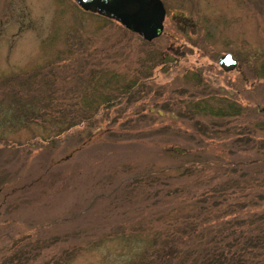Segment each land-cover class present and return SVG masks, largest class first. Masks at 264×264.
<instances>
[{"label":"rangeland","instance_id":"374dc122","mask_svg":"<svg viewBox=\"0 0 264 264\" xmlns=\"http://www.w3.org/2000/svg\"><path fill=\"white\" fill-rule=\"evenodd\" d=\"M162 1L0 0V264H264V0Z\"/></svg>","mask_w":264,"mask_h":264},{"label":"water","instance_id":"95a60500","mask_svg":"<svg viewBox=\"0 0 264 264\" xmlns=\"http://www.w3.org/2000/svg\"><path fill=\"white\" fill-rule=\"evenodd\" d=\"M83 9L117 19L130 31L152 40L163 31L166 7L162 0H75ZM131 3V6H128ZM218 63L223 69L237 66V58L230 52L222 53Z\"/></svg>","mask_w":264,"mask_h":264},{"label":"trees","instance_id":"16d2710c","mask_svg":"<svg viewBox=\"0 0 264 264\" xmlns=\"http://www.w3.org/2000/svg\"><path fill=\"white\" fill-rule=\"evenodd\" d=\"M104 17H106V16H104ZM144 40H146V39H144ZM146 41H151V40H146ZM160 57L166 58V57H168V54H165V52H164L160 55ZM263 69H264V67L262 66L260 68V71H262ZM134 86H135V83H130V85H127L126 87L124 86L125 88L123 87L124 89L123 88L122 89L127 90V93H132V92H134L133 91ZM105 100L109 101V98H106ZM207 105H208L207 101L204 100V102H202L199 100V101H196L194 103L193 107H189L188 110L192 114L193 113H210V114H213L216 116H221V117H224L227 115H233V114L240 112V104L234 100L229 101L227 107H218V108L213 109L212 107H209ZM215 162L219 163V165H221L222 167L225 166L227 168H232V169H234L237 165L240 166L241 164H247V163H249L248 165H252L253 163H255V161H251V160L250 161H242V163H239L240 162L239 160H232V159H226L225 160V158H223V157H221L219 160L217 159V161H215ZM256 162L261 163L260 161H256ZM192 163L193 162H190V164H192ZM189 166H191V165L186 166V168L189 169ZM174 167L175 168H182V167H184V164H178V165H175ZM141 175H143V173H141ZM263 182H264V179H263ZM170 249L173 250L172 247H170ZM206 254H208V252ZM210 259H211V257L205 256L204 262L210 261Z\"/></svg>","mask_w":264,"mask_h":264},{"label":"flooded vegetation","instance_id":"af4514ba","mask_svg":"<svg viewBox=\"0 0 264 264\" xmlns=\"http://www.w3.org/2000/svg\"><path fill=\"white\" fill-rule=\"evenodd\" d=\"M77 3V2H76ZM165 5V4H164ZM128 6H131V3H128ZM90 11V10H89ZM96 13H98V12H96ZM98 14H100V13H98ZM100 15H103V14H100ZM165 15H166V13H165ZM103 16H106V15H103ZM107 17V16H106ZM110 18V17H109ZM112 19H115V18H112ZM164 19H165V17H164ZM115 20H117V19H115ZM118 21V20H117ZM119 22V21H118ZM120 23V22H119ZM163 24H164V21H163ZM123 26V25H122ZM126 28V27H125ZM164 28V27H163ZM127 29V28H126ZM129 30V29H128ZM132 32H134V31H132ZM163 32V31H162ZM135 33H137V32H135ZM138 34V33H137ZM182 45H183V43H179L178 45H174L172 42L167 46L169 49H171L175 54H183L185 51L183 50V49H181L182 48ZM176 58H177V56H176Z\"/></svg>","mask_w":264,"mask_h":264}]
</instances>
